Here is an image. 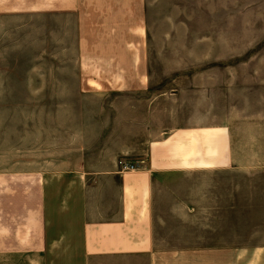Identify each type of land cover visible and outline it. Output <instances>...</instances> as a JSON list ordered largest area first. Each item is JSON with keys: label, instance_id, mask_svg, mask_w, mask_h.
Returning <instances> with one entry per match:
<instances>
[{"label": "crops", "instance_id": "crops-1", "mask_svg": "<svg viewBox=\"0 0 264 264\" xmlns=\"http://www.w3.org/2000/svg\"><path fill=\"white\" fill-rule=\"evenodd\" d=\"M162 1L49 0L51 19L73 25L84 44L81 62L54 67L64 75L57 105L77 106L80 128L68 129L51 162L48 116L30 122L23 115L25 150H12L11 164L0 162V264H234L232 243L223 233L218 244L210 224L205 237L182 235L188 242L181 246L159 234L169 224L159 211L167 189L176 220L200 226L198 201L167 179L228 170L240 171L245 264H264V53L238 62L232 56L238 154L214 150L212 143L231 141L230 118L210 114L205 94L191 101V89L159 96L144 74L139 42L149 35L147 21L170 17L157 13ZM14 4L1 0L0 13ZM15 6L36 9L25 0ZM3 60L8 108L47 107L46 68H27L16 84ZM212 130L219 132L210 139ZM120 157H143L146 166L120 172Z\"/></svg>", "mask_w": 264, "mask_h": 264}, {"label": "rangeland", "instance_id": "rangeland-1", "mask_svg": "<svg viewBox=\"0 0 264 264\" xmlns=\"http://www.w3.org/2000/svg\"><path fill=\"white\" fill-rule=\"evenodd\" d=\"M12 1L15 4L10 5V10L5 7L0 13V59H7L2 64L14 69L16 84L25 81L27 68L44 66L48 106L11 110L7 94H0V162L4 165L11 164L12 150H25L22 149L26 142L25 114L30 116V122L31 116L37 113L48 116L44 125L52 148L68 140L69 137L65 138L68 129L80 128L78 107L57 105L64 92L58 82L63 81L64 75L55 73L54 67L75 66L84 58L78 56L84 52V44L77 40L74 26L68 29L66 24L51 19L49 0H25L26 5L35 2L36 6L32 11L27 6L25 12L23 7L19 10V6H15L17 0ZM157 13L170 17L147 21L149 35L140 38L139 42L142 65L149 66L148 72L144 73L149 75V86L163 97L189 89L192 90L188 93L191 101L205 94L208 106L214 107L210 114L229 117L231 121V141L225 145L212 143L211 147L237 151L238 154L236 111L229 108L232 100L235 103L232 56H236L238 62L253 54L264 53V0H163L158 4ZM221 82L225 84L223 88L218 87ZM223 97L229 101L221 104L219 100ZM72 114L76 119H70ZM212 132L210 139L219 131ZM51 150L50 161L58 160L57 150ZM232 166L239 167V164ZM166 181L178 190L177 193L198 201L196 219L200 223L196 229L181 225L175 218L174 197L169 189L164 191L159 199V211L169 224L160 229L159 234L169 236V245L186 244L188 241L182 235L205 237L208 229L203 226L210 224L215 227L218 244L224 242L219 239L224 234L226 242L232 243L234 264H245L240 171L194 174Z\"/></svg>", "mask_w": 264, "mask_h": 264}, {"label": "built area", "instance_id": "built-area-1", "mask_svg": "<svg viewBox=\"0 0 264 264\" xmlns=\"http://www.w3.org/2000/svg\"><path fill=\"white\" fill-rule=\"evenodd\" d=\"M146 166V160H132L125 157H121L118 162V168L120 172H132L133 170H140Z\"/></svg>", "mask_w": 264, "mask_h": 264}]
</instances>
